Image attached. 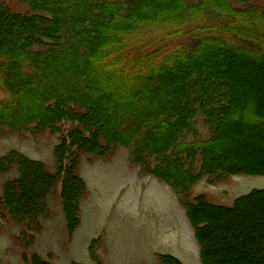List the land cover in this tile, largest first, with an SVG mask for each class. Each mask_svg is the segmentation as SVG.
<instances>
[{"label": "rangeland", "instance_id": "obj_1", "mask_svg": "<svg viewBox=\"0 0 264 264\" xmlns=\"http://www.w3.org/2000/svg\"><path fill=\"white\" fill-rule=\"evenodd\" d=\"M96 1L69 0L56 9L52 2L45 0L48 7L45 9L37 0H0V48L5 50L13 45H22L24 49L34 50L26 52L28 57H41L51 50L70 49L67 34H72L71 37L74 38L79 23L82 26L87 21L89 25H95L105 21L109 13L107 25H110V30L121 33V53L124 61H132L134 58L142 61L152 51L164 54L194 40H205L208 48L200 47L198 53L203 58L213 59L215 55L218 62L221 47L250 41L257 33L263 32L260 23H255L258 20L254 19L258 12H264V0H105V9L101 10L105 14L102 20L101 11L99 14L95 10ZM83 3L91 8L90 12L83 10V14L77 15L75 8ZM107 10L109 11L106 14ZM9 12L25 15H21L25 19L22 23L26 22L21 26H25L23 34L9 30ZM55 15L64 20L57 25L58 30L65 34L57 36L60 32L49 29L48 25L52 23L49 17L55 18ZM72 19L80 22L73 23ZM128 21L131 22L130 28L119 25L121 22L127 24ZM13 29L14 25L11 30ZM86 40L92 38L87 36ZM113 40L114 38L111 39ZM76 43L72 41L75 49L77 48L74 60L81 59V62L89 65L97 58L104 60L100 61L103 65L109 62L107 58L110 57L111 50L102 52L103 56L97 55L94 59L90 56L83 59L81 57L86 44ZM259 44L264 48V42ZM66 63L70 61L65 62V66L68 65ZM232 65L231 71L237 88L235 94L243 99L239 106L241 103L244 108H238L237 111H244V118L249 123H245L242 117L240 119L238 112L235 114L238 118L235 119L242 122L239 124L233 122L235 119L231 120L229 128L232 129L227 132L222 114L228 100L225 82L223 80L220 86L215 84L214 87L211 82L205 83V79L201 78L190 85L192 89L187 88L181 93V101H185L190 107L186 118L191 114L189 120L194 121L196 135L187 136L186 133L180 138L175 136L172 148L183 144L190 145L198 139L201 142H210L212 147L220 146L222 152L228 148L239 147V151L248 156H264V133L258 130V123L264 118V63L256 57L239 54ZM48 67L53 66L49 64ZM52 69L59 70L54 67ZM52 69L40 68L47 75ZM3 73L0 70V75ZM25 73L21 75L22 78ZM12 75L16 76L14 73ZM62 86L65 87V84ZM32 88L35 89V85H27L25 90L32 91ZM83 88L78 89L79 93L84 92ZM4 96V93L0 95ZM57 96L60 97V93ZM33 101L30 105L34 112L36 101ZM65 107L71 109L74 116L62 114L54 121L46 123L34 120L21 124L19 120H10L12 122L8 125H0L1 202L8 183L19 180L24 172L25 158L42 165L50 173V176L40 177L34 171L31 176L38 183L47 184V206L43 208V214L42 207H39L41 217L38 223L28 217L31 212L29 209L24 214V221L13 216L7 208L1 209L0 264H36V256L46 264H161L162 256H172L176 259L175 264H199L201 262L195 245V226L188 216L187 204H194L198 197H203L212 204L232 208L240 197L264 189V172H229L228 168L222 172L209 169L197 174L200 173L199 153L190 158V162L193 161L190 170L193 175H198L196 180L180 183L175 187L142 173L139 165L131 163L129 147L115 143L111 145L112 142L109 145L104 136L98 133L103 125L93 122L92 128L88 127L80 118L88 117L92 111L90 106H77L72 102ZM229 109H234V106ZM17 111L16 106L10 113L17 115L20 113ZM100 112L104 113L103 110ZM124 113L123 120L128 116ZM171 115L173 118L174 115ZM4 116L2 122L7 120V113ZM168 118L169 114L165 117L162 113L157 117L159 121L167 122ZM20 120L24 121V117ZM170 124L174 127L172 132L178 129L174 121ZM121 128L125 130L128 127ZM77 132L84 135L85 139L80 143H72L70 139ZM219 133H222L221 137ZM91 138L94 139L93 142ZM171 146L170 150L166 149L165 158L174 154ZM182 155L184 154L178 158ZM71 163L74 167L73 173L67 179L62 171L58 173V167ZM113 171H117L115 176ZM67 180L75 182V193L68 188L65 194ZM155 183L160 189L153 188ZM72 194L75 198L72 197L70 202L73 207L75 204L79 207L80 217V221L73 223V227L64 202L65 196ZM1 202L0 207L3 206ZM198 248L200 251V246Z\"/></svg>", "mask_w": 264, "mask_h": 264}, {"label": "trees", "instance_id": "obj_2", "mask_svg": "<svg viewBox=\"0 0 264 264\" xmlns=\"http://www.w3.org/2000/svg\"><path fill=\"white\" fill-rule=\"evenodd\" d=\"M37 1L45 9L48 8L45 0ZM46 1L52 2L54 7L58 9L63 2L69 0ZM104 3L105 0L96 1L95 10L99 14L102 9H105ZM90 9L87 3H83L75 8V12L78 15L83 14V10L90 12ZM21 15L25 16L24 14ZM21 15L13 12L7 13V17L11 16L8 21L11 29L13 25L15 26V29L9 28V30L13 33L17 32L19 35L23 34L25 30V26L24 28L21 26L26 24V22L22 23L25 19L21 18ZM109 15L105 17L108 20L110 19ZM126 15L125 17H128ZM55 16V18L49 17L52 23L48 26L52 31L59 33L57 24L63 19ZM100 16V20H102L105 16L103 11H101ZM255 18L254 20H258L255 23H260L263 32L257 33L255 38L250 41L238 42L229 46L224 45L219 50L222 58L218 56L220 59L218 62L215 55H213L215 57L213 59L203 58L202 54L198 53L200 47L208 48L209 45L205 40H194L164 54L162 52L158 54L155 50L142 61L135 58L132 61L131 59L124 61V55L121 53V33L113 29L110 30L107 19L103 22H97L95 25H89V22L86 21L82 26L79 20L72 19L73 23L79 24L76 32L74 31L76 33L74 38L71 37L72 34L66 35L70 49L51 50L50 53L48 52L41 57H28L26 52L28 50L34 52V50L24 49L22 45H13L5 50L0 48V70L4 71L3 75H0V95L3 93L6 95L0 97V125H5V123L8 125L15 120H19L18 122H22L21 124L30 123L34 120L41 123L52 122L62 114L72 117L74 116L72 110L65 105L73 102L77 106L88 105L92 108L86 119H80L91 128L93 122L103 125L98 133L104 136L109 145L112 142L111 145L115 143L129 147L131 150L130 161L134 165H139L142 173L171 183L175 187L180 183H191L196 180L198 175H193L190 170L193 163V161L190 162V158L192 159L197 153L201 155L199 159L200 173L197 174L209 169L222 172L228 168L229 172L234 170L247 172L250 170L251 173H262L264 172V156H248L246 153L240 152L239 147H235L238 149L228 148L222 152L220 146L212 147L209 145L210 142H201L202 140L199 141L198 139L190 145L176 146L178 149L171 146L177 135L179 138L186 133L187 136L195 137L196 135L197 128L193 124L194 121L189 120L191 114L186 118L190 107L185 101H181V93H184L187 88L190 89V85L197 83L201 78L205 79V83L211 82L214 87L215 84L220 86L223 80L225 82V87L228 89V100L222 114L227 132L232 129L229 128L231 120L238 118V116L239 118L245 117V112L241 111L244 110L242 104L240 103L239 106V102L242 100L243 103V99L236 97L235 94L237 88L234 84L231 66L239 54L256 57L264 63V48L259 44L264 42V12H258ZM130 24L131 22L128 21L127 24L121 22L119 25L130 28ZM0 34H2L1 30ZM62 34L65 33L60 32L57 36ZM77 34H79L78 37ZM87 36L92 38V40H86L89 41L88 43L85 41ZM113 38L114 40L111 41ZM5 39L8 37L6 36ZM72 41H76L79 45L81 43L86 44L82 52L81 58L83 59L89 56L94 59L97 55L103 56L104 53L102 52L111 50L112 53L107 58L109 62L103 65L100 61L104 60L97 58L90 66L84 61L81 62V59L74 60L77 56V48L75 49L73 46L75 44H72ZM110 43L112 44L110 45ZM69 61L70 63H66L68 65L65 66V62ZM49 64L59 70L53 71V67H48ZM40 68L52 69V71L47 75V72H41ZM13 73L16 75L15 77L12 75ZM24 73L25 76L22 78L21 75ZM63 84L65 87H61ZM27 85H35V89L26 91ZM82 88L84 92L79 93L78 89L82 90ZM59 93L60 97L57 96ZM33 100L36 101L34 112L31 111ZM16 106L17 112L20 113L11 114V109L14 108L15 110ZM230 106H234V109H229ZM238 108L241 110L237 111ZM101 110L104 113L100 112ZM5 113H7V120L2 122ZM123 113L128 115L125 116V120L122 119ZM161 113L165 117L169 114L168 122L157 119ZM171 114L174 115L173 118ZM23 117L24 121L20 120ZM242 120L249 123L246 118ZM173 121L178 127V133L177 130L172 132L174 127L170 123ZM233 122L242 121L235 119ZM258 130L264 133V118L258 123ZM221 135L222 133H219L220 137ZM83 139L85 136L77 132L73 133L70 141L80 143ZM90 140L94 141L93 138ZM68 144L69 142H67ZM169 146H171L174 154L165 158L166 149H169ZM176 154H179L178 156L184 155L178 158ZM23 161L24 172H22L19 180L8 183L5 193L2 195V202L0 201L3 205L0 207V211L5 207L13 216L24 221L26 217L24 214H27L26 211L29 209L31 212L28 217L31 221L35 219V222L38 223L41 217L39 207H42V213L45 210L43 208L47 206L45 201L47 184L38 183L31 176L37 172L40 177H47L50 176V173L45 171L42 165L34 163L30 159L25 158ZM58 168V173L62 171L67 179L72 176L74 168L72 163L64 164V166L59 165ZM77 178L81 181L79 176ZM64 180L66 179L64 178ZM49 181L52 179L49 178ZM67 181V189L64 191L65 187H63V191L66 194L70 188V191L75 193V182L73 180ZM81 183L83 182L81 181ZM72 195L65 196L64 201L71 227H73V223L77 224L80 221L79 207L76 204L73 207V203L70 202L71 198L74 197ZM187 207L189 209L187 213L195 226V236L200 246L201 264H226V262L230 264H264V189L255 190L240 197L232 208L212 204L203 197H198L194 204H187ZM36 210L37 213H35ZM18 213L24 216L21 217ZM162 259L161 264H175L174 261H176L172 256H162ZM35 263L46 264L38 256H36Z\"/></svg>", "mask_w": 264, "mask_h": 264}, {"label": "crops", "instance_id": "obj_3", "mask_svg": "<svg viewBox=\"0 0 264 264\" xmlns=\"http://www.w3.org/2000/svg\"><path fill=\"white\" fill-rule=\"evenodd\" d=\"M112 174H113V176H115V175L117 174V171H113ZM153 188H158V189H160V187H159L158 184H156V183L153 184ZM119 189H120V188H119ZM121 189H122V188H121ZM121 189H120V190H121ZM119 192H120V191H118V193H119ZM126 201H129V200L126 199ZM194 235H195V232H194ZM195 243H196L195 245H196V247H197V249H198L197 253L200 255V251H199V248H198L199 246H198V243H197L196 240H195ZM199 262H201V259L199 260ZM199 264H201V263H199Z\"/></svg>", "mask_w": 264, "mask_h": 264}]
</instances>
